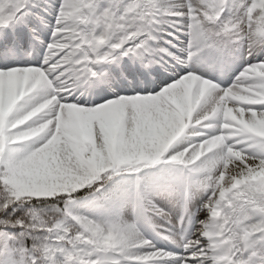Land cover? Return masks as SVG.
I'll list each match as a JSON object with an SVG mask.
<instances>
[{
    "label": "snow or ice",
    "instance_id": "obj_1",
    "mask_svg": "<svg viewBox=\"0 0 264 264\" xmlns=\"http://www.w3.org/2000/svg\"><path fill=\"white\" fill-rule=\"evenodd\" d=\"M45 3L0 0V264H264V0ZM226 12L233 15L226 19ZM164 15L182 18L191 38L188 60L180 61L186 67L172 69L173 82L93 107L75 101L72 90L98 79V65L150 54L152 25ZM36 20L48 30L44 39ZM29 45L38 66L15 62ZM237 48H246L247 58L228 86L205 75ZM190 128L198 139L169 153ZM26 143L42 146L15 152ZM169 157L187 169L186 185L198 174L208 193L207 219L191 236L167 234L171 246H157L119 219L70 210L67 221L35 211L14 215L17 202L55 204L61 193ZM140 183L138 214H163L149 208Z\"/></svg>",
    "mask_w": 264,
    "mask_h": 264
},
{
    "label": "rangeland",
    "instance_id": "obj_2",
    "mask_svg": "<svg viewBox=\"0 0 264 264\" xmlns=\"http://www.w3.org/2000/svg\"><path fill=\"white\" fill-rule=\"evenodd\" d=\"M48 2L50 3L51 0H48ZM171 2H176V0H171ZM230 2L239 5L242 0H230ZM39 3L44 7L47 6L45 0H39ZM34 12H39L46 19H51L42 9H34ZM232 15L233 12H226L225 18H230ZM158 20V23L152 25V34L155 36V40L150 42L153 48L150 54L120 57L98 65L97 71L107 79L106 84L97 89L90 82L73 89L75 101L81 102L85 107H93L106 102V100L114 99L117 95L130 96L158 92L166 84L173 82L175 72L172 69L174 67L177 69L186 67V64L180 61L188 60L186 46L189 45L191 38L186 31L182 30V18L164 15L159 17ZM33 26L40 39H44V34L48 31L44 24L36 20ZM38 42L39 40H36L35 44ZM33 47V45H29L21 50L17 54L15 62L25 65L23 63H26L27 60L36 57L33 56V50H30ZM28 48L30 49L28 50ZM165 49L167 51H164ZM260 55L264 56V52ZM246 58V48H237L223 62L222 66H218L214 72H209L211 74L209 77L224 87L228 86ZM40 60H43V53H41ZM135 72L143 73V75L134 78L130 73ZM107 92L108 96H101V93ZM66 100H72V97H68ZM195 131L197 130L187 129L173 142V145L169 148V153L175 154L177 150H181L188 143L195 142L198 139L192 134ZM33 139L39 140L40 137ZM39 146H42V143H26L14 146V150L21 153ZM165 155L168 156V153ZM165 161H171L170 157L169 159L162 158L160 163ZM185 170L187 172L186 168ZM190 180L192 181L191 184L185 187L172 183L162 185L160 182H149L147 185L140 184L142 195L152 202L149 208L154 205L155 208L161 209L163 214H157L156 211L150 210L140 216L136 210L135 191L134 195L128 194L124 198L117 199L113 211L117 219L135 224L137 230L157 246H171L167 244L171 241L164 238L167 234L173 233L177 237L191 236L201 227L200 222L207 219V212L203 208V204L207 199V190L199 183L198 174H191ZM126 183V180L122 182L123 185ZM72 212L74 215H85L95 219L94 208L90 206L88 200L83 198L72 206Z\"/></svg>",
    "mask_w": 264,
    "mask_h": 264
},
{
    "label": "trees",
    "instance_id": "obj_3",
    "mask_svg": "<svg viewBox=\"0 0 264 264\" xmlns=\"http://www.w3.org/2000/svg\"><path fill=\"white\" fill-rule=\"evenodd\" d=\"M106 1H108V3H105ZM110 2L111 0H103V5L107 6ZM129 173H136V171L123 170L119 174L113 175L111 178L105 176L104 179L98 182L96 185L86 186L85 188L78 189L72 194L61 193L60 196L64 199H58L55 204L48 202L49 198H33L31 200L17 202L15 205H13L14 215L23 216L28 211H35L44 215H51L56 219L67 221L71 219L67 216V210L72 211V205L79 198L88 197L89 199L95 200V204L93 205L95 207H98L96 211V218H98V220H113L115 219V217L112 213L109 212L110 210H108V213L105 214L103 209L99 208H106L107 206L111 209L116 197L120 196L126 191V188L120 186L118 181L121 178H126ZM138 174H141L143 176L144 182L156 179H160L162 182H166L168 178L175 182L185 177L183 167L172 162L151 165L149 167L141 169ZM133 179L134 181H137V178L134 177ZM100 183L104 184V188L100 189V191L97 192L95 189L99 186ZM69 195H71V200H68ZM57 205L59 207H57Z\"/></svg>",
    "mask_w": 264,
    "mask_h": 264
},
{
    "label": "bare ground",
    "instance_id": "obj_4",
    "mask_svg": "<svg viewBox=\"0 0 264 264\" xmlns=\"http://www.w3.org/2000/svg\"><path fill=\"white\" fill-rule=\"evenodd\" d=\"M36 44H39V42L36 43ZM186 47H187V49H188V45H187ZM29 49H30V48H28V50H29ZM30 50H33V56H36L35 47H33V48L30 49ZM28 63L33 64V65H31V66H37V65H38V62L36 61L35 57H33L32 59L27 60V62H26V63H23V64H25V65H30V64H28ZM39 63H42V61L40 60ZM121 63H122V59H121ZM205 75L210 76L211 74H210L209 72H208V73L206 72ZM91 82L93 83V85H94L95 88L100 89L103 85L106 84L107 79H106L105 77H103L102 75H100L98 79L94 78ZM123 89H125V88H123ZM125 90H126V89H125ZM101 96H108V92H107V93H101ZM67 98H68V97H66V99H67ZM167 244H168V245H171V242H167Z\"/></svg>",
    "mask_w": 264,
    "mask_h": 264
}]
</instances>
